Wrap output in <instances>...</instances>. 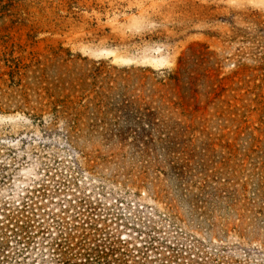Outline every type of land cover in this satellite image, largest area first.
<instances>
[{"label":"rangeland","instance_id":"1","mask_svg":"<svg viewBox=\"0 0 264 264\" xmlns=\"http://www.w3.org/2000/svg\"><path fill=\"white\" fill-rule=\"evenodd\" d=\"M4 60L19 67L13 81ZM93 69L125 85L112 98L141 99L165 134L191 137L188 169L210 176L208 192L223 185L208 215L194 220L180 206L182 220H170L144 191L94 195L99 184L76 172L63 124L33 120L36 93L90 105L92 86L79 79ZM77 148L110 153L87 136ZM21 187L45 188V206L94 196L151 255L264 264V0H0V202Z\"/></svg>","mask_w":264,"mask_h":264},{"label":"trees","instance_id":"2","mask_svg":"<svg viewBox=\"0 0 264 264\" xmlns=\"http://www.w3.org/2000/svg\"><path fill=\"white\" fill-rule=\"evenodd\" d=\"M4 63L13 81L19 67L6 60ZM88 77L90 82L79 79V84L92 86L90 105L77 108V102L69 97L36 93L40 102L29 109L34 111L37 123H44L47 117L51 127L63 124L61 129L74 151L70 159L76 172H84L99 184L91 187L94 195L105 199L102 191L108 186L114 188L109 195L118 194L116 188L132 196L144 191L151 200L165 204L164 216L173 221L182 220L178 216L180 206H185L194 220L208 215L209 208L215 209L222 199L219 187L223 185L215 180L218 186L208 192L205 184L210 176L195 175L188 169V155L195 150L191 137L184 136L178 142L180 136L165 134L171 127L141 99L112 98L125 85L119 84L109 71L93 69ZM84 136L99 139L110 153L78 150L77 144ZM124 152H130L129 156ZM68 184L61 187L69 189ZM19 190L14 201L0 202V264H208L203 258L201 262H183L179 257L171 260L159 253L151 255L153 248L135 245L131 236L121 234L120 229L127 227L120 224L122 218L94 196L71 195L72 200L45 206L42 199L48 201L49 196L45 188ZM209 261L230 264L219 258Z\"/></svg>","mask_w":264,"mask_h":264}]
</instances>
